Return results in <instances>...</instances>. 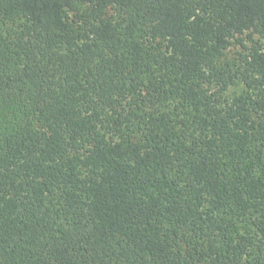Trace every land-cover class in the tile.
Returning a JSON list of instances; mask_svg holds the SVG:
<instances>
[{
  "label": "trees",
  "instance_id": "trees-1",
  "mask_svg": "<svg viewBox=\"0 0 264 264\" xmlns=\"http://www.w3.org/2000/svg\"><path fill=\"white\" fill-rule=\"evenodd\" d=\"M0 264H264V0H0Z\"/></svg>",
  "mask_w": 264,
  "mask_h": 264
}]
</instances>
